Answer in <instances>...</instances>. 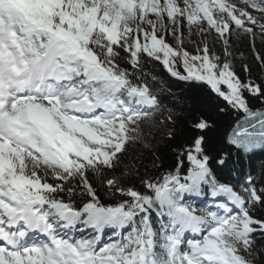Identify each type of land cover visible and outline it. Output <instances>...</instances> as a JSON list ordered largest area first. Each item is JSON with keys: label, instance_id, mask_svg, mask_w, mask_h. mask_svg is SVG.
Listing matches in <instances>:
<instances>
[{"label": "snow or ice", "instance_id": "snow-or-ice-1", "mask_svg": "<svg viewBox=\"0 0 264 264\" xmlns=\"http://www.w3.org/2000/svg\"><path fill=\"white\" fill-rule=\"evenodd\" d=\"M253 12L264 0H0V264H264V161L218 179L213 114L181 119L148 67L242 113L227 142L251 156L264 52L237 71L206 37L232 56L234 31L264 37Z\"/></svg>", "mask_w": 264, "mask_h": 264}, {"label": "trees", "instance_id": "trees-1", "mask_svg": "<svg viewBox=\"0 0 264 264\" xmlns=\"http://www.w3.org/2000/svg\"><path fill=\"white\" fill-rule=\"evenodd\" d=\"M254 30L256 32L254 38L243 32L237 36L234 31L231 37L232 43L228 49L233 55L225 57L224 51H222L218 56L222 59L231 60L237 71H240L241 65L244 62L255 67L256 62L254 60L252 45L253 43L255 44L256 51L264 52V37L261 36L258 26ZM193 31L197 32L195 27ZM211 34L215 36L214 32ZM148 67L164 82L165 90L160 92V95L165 99L167 106L175 108V111L179 114L181 119L194 116L201 111H207L213 114V119L217 121L216 128L212 134L214 149L217 151L222 150L221 154H229L225 166H214L213 168L218 179L224 182H235L240 179L241 173L247 172L249 168L253 171L257 170L259 162L264 161V147H258L251 156L246 157L227 142L228 134L236 126L237 122L243 125L242 113L238 115L235 111L229 109L226 113L216 114L215 101L209 98L211 94L208 92L206 86L177 80L171 77L162 65L151 61L148 62ZM156 87L159 89L161 85L157 84ZM248 99L249 105L253 109L264 107V98L257 99L249 96ZM190 135H192V133L186 131L182 134L177 143L183 142V139ZM161 151L164 155L165 165L172 163L175 157L172 155L171 151L166 146H162Z\"/></svg>", "mask_w": 264, "mask_h": 264}, {"label": "rangeland", "instance_id": "rangeland-1", "mask_svg": "<svg viewBox=\"0 0 264 264\" xmlns=\"http://www.w3.org/2000/svg\"><path fill=\"white\" fill-rule=\"evenodd\" d=\"M232 2H235L237 4H240V0H232ZM243 6V5H240ZM253 15H256L260 17V22L264 23V17L261 16L260 13L253 12ZM184 33V41H185V47L187 48L188 51L194 52L195 50V45L196 44H201L202 45V37L197 33V32H192L190 33L188 31V28L185 27L183 29ZM210 50L215 53L216 55L220 54V52L224 51V47L221 44V41L216 39V36H213L211 33L207 35L206 37ZM167 40L170 44L173 43L171 35L167 37Z\"/></svg>", "mask_w": 264, "mask_h": 264}]
</instances>
